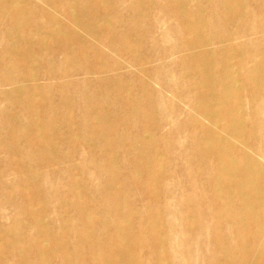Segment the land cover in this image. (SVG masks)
Returning <instances> with one entry per match:
<instances>
[{"label":"rangeland","instance_id":"374dc122","mask_svg":"<svg viewBox=\"0 0 264 264\" xmlns=\"http://www.w3.org/2000/svg\"><path fill=\"white\" fill-rule=\"evenodd\" d=\"M10 1L12 0H0V141L11 143L12 140L8 137L10 131L14 132V135L10 136H21L16 141L19 159L24 164L32 163L28 172L31 173L30 176H33V180L27 181V187H23L20 184V174L14 175V170L4 162L7 157L6 149L0 148V228L7 229L14 226L19 208L23 202H26L28 210L22 216V228L18 231L21 239L28 241L29 246L25 247L23 252L29 259H36L39 250L46 251L49 247L41 231H31L36 225L33 215L41 208L48 225V235L56 238L58 243L68 249L71 254V259L69 258L71 264H77L74 263V258L75 252L80 255L78 234L83 232V228L85 233L92 234L95 241L99 240L98 221L92 220L83 227L75 206L86 203L90 211H96L105 197L113 202L107 181L103 180L104 163L102 161L104 160L103 149L110 152L111 148H102L99 144L82 140L88 136L82 130L86 120L84 110L90 111L91 104L89 105L81 95L91 96L99 103L101 110L108 113H111L109 108L114 106L111 102H117L119 112L116 115L121 119L118 131L121 134L124 133L126 137H132L129 138L130 140L137 136H146L143 141L145 140L147 145L152 144V150L151 146L148 149L151 150L149 155L152 158H158L157 161L149 156L147 158L146 155L133 148L125 153L118 151L114 157L116 166L112 177L118 175V181L115 182L118 195L125 201L127 210L134 214L132 220L134 223L130 222V227H134L136 233L138 231L137 235L143 241L142 246L136 250L139 264L157 262V256L153 253L154 240L149 235L146 224L149 221L148 208H152V212L158 217L157 227L160 228L162 224L159 234H161L164 261L158 264H206L212 254L217 251L210 244L209 235L205 236L208 225L204 223L206 221L204 216H201L198 221L206 234L200 230L191 231L183 228L178 216L183 208L188 207L190 211L196 206H200L201 209L206 208L211 202L213 184L206 181L209 164L207 160L206 169L195 168L191 164L188 167V162L185 160V156L194 151L195 140H199L202 136L200 125L191 124L189 121L200 118L193 110L192 103L197 101V96H195L196 89L189 84V80L197 79L198 81L202 79V76L195 72L185 71L187 60L184 59L180 49L183 39L191 40L196 34L182 36L179 15L171 9L172 5H176V1L164 0L167 5H155L157 0H117L115 7L108 3L94 7V0H84L86 4H91L90 8L84 9L85 13L91 16L96 14L105 16L113 22L114 19L117 20L114 28L104 29L106 33L111 32L117 35L120 31L130 28L131 21L135 22L139 36L132 40L117 42V46L125 47L129 54L121 59L108 51L107 43L99 46L105 52V57L93 58L87 46L80 47L82 38L87 41L90 38L67 18L64 11L56 10L54 6L48 5L47 1L24 0L20 6L25 11L26 19L21 25L18 24L20 16L15 13V7L10 5ZM72 1L78 2V0ZM224 1H204L199 6L204 24L202 30L208 36V45L213 52L211 61L215 65L212 70H220L223 58L220 45L229 42L235 52L230 61L233 69L238 71L243 61L242 69L248 71L259 59V46L264 47V38H261L257 29L264 23V11L259 12L260 0H243V6L236 12L238 20L225 21L222 11L217 12V7ZM143 2L150 3V6L145 12L146 18L139 21L137 14L141 10L138 4ZM189 8L192 11V7L189 6ZM45 12L55 14L60 26H54L55 29H61L59 33L51 32ZM70 31L75 33H70ZM70 47L76 49L77 52L69 51ZM216 47H219V50H216ZM240 48L245 49L247 53L243 58L237 56ZM14 49L25 51L33 58L28 65L35 73L32 86L36 88V93L40 96L37 101L39 103L38 119L47 113L51 101L55 108V127L63 130L69 121L74 130L70 134L64 131L56 134L59 137L54 139V145H52L54 147H51L53 152L43 150L45 147L43 144L39 147L40 142H37V139L33 140L29 136H23L32 131H30L33 122L31 116L34 110L31 109L29 103H14L8 99L14 91L7 80L8 77L12 75L16 83L28 85L25 76L21 75L26 71L20 73L19 68H16L6 55L8 50ZM80 51L87 52L85 59L81 57ZM64 54L72 57H70L72 64H79L72 73L69 72L70 63L62 60ZM131 55L136 56L137 59L140 58L142 62L138 63L137 59ZM91 63L103 64L111 69H115L117 64L121 63L119 77L124 85L120 81L114 83V86L116 88L122 85L127 90L131 89L132 95L136 96L137 100H121L116 93L107 96L99 83H86L96 78V72L93 69H89L88 76L82 72L89 68ZM142 64H144V70H141ZM52 68L57 71L50 73L49 70ZM144 73L146 77L143 76ZM66 76L70 78L71 85L61 88L64 86L63 80ZM108 76H112V73L109 72ZM140 80H146L150 84L151 90H149L147 100L141 98L144 89L141 88ZM213 83L209 90H219V87ZM233 104L236 106L232 115L234 123L240 124L243 130L239 136H245L246 141L253 146H262L261 163L264 164V90H261L259 94H254L250 88L241 87L235 78ZM240 105L242 110L239 109ZM66 107L69 108V118L63 111ZM144 109L151 114L149 120L153 127L150 134L144 133L145 119L139 115ZM123 112L128 114L134 112L135 114L122 118ZM8 115L14 116L16 120L14 128L7 127L8 119H11ZM228 119L225 114L219 118L218 126L221 124L220 126L224 127L216 130L213 136L224 137L231 144L239 147L240 144L235 139L238 135H230L226 129L229 126L234 128ZM87 120L89 123V118ZM95 122H97L95 119L90 120V124ZM38 124L44 125L46 122L38 121ZM202 125L206 128L211 126L207 119L202 121ZM227 125L229 126L226 127ZM97 127L100 130H107L109 126L102 124ZM40 136L46 135L41 133ZM70 136L77 137H71L72 142L67 144L66 139ZM43 153L49 157L48 160L50 158L51 160H40ZM68 163L77 170V174L72 175L67 172ZM147 165L159 171L151 174L142 171V167ZM188 170L192 171L188 172ZM186 174L192 175V178L196 174L195 183H191V179L189 181ZM72 184L76 186L73 197L69 194ZM83 185L89 194V202L86 195L79 194L81 191L79 187ZM150 188L156 195L154 199L147 192ZM180 189L190 196L189 201L183 203L180 198ZM65 193L66 195L62 198L60 194ZM63 203L68 206L64 210L63 205L65 204ZM109 207L113 209L112 206ZM122 210L123 206L118 205L117 211L124 212ZM257 217L258 219L251 224L247 234L238 235L239 238L249 240L256 238L257 234H262L264 238V215L258 214ZM221 222L223 226L226 223L224 219ZM138 224L141 225L139 229ZM38 227L40 228L41 225L38 224ZM224 228L225 230H221L219 234L226 248L231 251L229 239H236L237 235L230 232V224ZM83 251V255H87V250ZM87 256L83 259L80 257L78 264H93V260ZM60 262L61 258L57 255H53L49 260V264H60ZM17 263L11 245L3 246L0 252V264Z\"/></svg>","mask_w":264,"mask_h":264},{"label":"bare ground","instance_id":"6f19581e","mask_svg":"<svg viewBox=\"0 0 264 264\" xmlns=\"http://www.w3.org/2000/svg\"><path fill=\"white\" fill-rule=\"evenodd\" d=\"M50 6H54L56 10L64 11L67 18L77 25L79 30L83 34L87 35L88 41L85 38H82L80 41V47L87 46L89 51L93 54V58H103L105 57V52L100 49L102 43L108 44V51L113 53L117 58L120 59L129 55L125 47L119 48L117 42L122 40H132L139 36L137 33V27L134 21H131V27L125 31H120L119 33L114 34L111 32H104V29L110 30L114 28L117 24V20L114 19L108 20L105 16L94 15L85 13L84 9L90 8L91 4H86L84 0L72 1V0H45ZM139 1V0H138ZM176 5H172L171 9L176 11L179 15V23L181 26L182 36L186 34H196L191 40H184L183 45L180 49L181 54L184 56V59L187 60L185 63L186 72H195V74L202 76L201 80L196 81L197 79H190L189 84H191L196 89L197 101L192 103L193 110L198 113L200 116L199 119L189 120L192 123L198 124L201 127L202 136L199 140L194 142V151L185 156V160L188 162V167L191 166L195 168L206 169V160L209 162L207 167V176L206 181L210 184H213L211 191L210 199L211 202L206 208L196 206L189 210V208H183V210L178 214L181 225L185 229L189 230H200L203 232V226L200 225L199 219L201 216H204V223L208 225L207 234L211 238L210 244L217 251L212 254L209 261L206 264H264V238L262 234H257L256 238H250L249 240H243L239 238L238 235L247 234L251 224L258 219V214L264 215V164L261 163L262 157V146H253L251 143L246 141L245 136H239L243 133L240 124L234 123L233 114L236 109L234 106V88H235V78H237L238 83L243 88H250L254 94H259L261 90H264V47L259 46L260 53L259 59L255 61L254 67L250 70L245 71L242 69V65L238 71H235L230 63L231 59L235 55V52L232 50L231 44L229 42L221 44L220 50L223 54L222 63L220 70L213 71L214 62L211 61V56L213 54L212 50L208 45V36L203 32V20L201 18L200 5L204 1L212 0H175ZM24 0H12L10 5L15 7V13L20 16L18 24L21 25L22 21L26 19L24 13L25 11L21 8V4ZM110 4L115 7L117 0H94V7L99 5ZM150 4V3H149ZM148 3H139L138 6L141 10L137 14L139 21H142L145 17V12L149 8ZM167 5L164 0H157L155 5ZM259 12L264 11V0L259 1ZM192 7V11L190 10ZM243 6V0H225L217 7V12L222 11L225 21L238 20V14L236 12ZM195 9L193 10V8ZM80 11V12H79ZM79 12V14H77ZM46 13V12H45ZM144 14V15H143ZM47 23L50 27L51 32L59 33L61 29H55L54 25H59L58 20L56 19L55 14L46 13ZM188 18L190 20H188ZM60 26V25H59ZM261 38H264V23L257 28ZM70 33H75L70 31ZM126 49V50H125ZM71 52H77L76 49L70 47L68 48ZM216 50H219V47H216ZM9 61L16 67L19 68L20 73L26 71L25 76L28 81V85L25 86L20 83H16L15 79L11 75L8 77L10 86L13 87L14 91L11 93V96L8 98L14 103L16 102H27L34 113L32 114V128L31 132L28 134H23V136H29L33 140H38L39 147L43 144L49 152H53L54 139L59 136L56 134L64 133L70 134L74 130L71 128L69 121L65 124V128L60 129L56 128L54 124L55 108L54 103L49 102L48 111L40 119H38L37 109L39 103V95L36 93V88L32 86L33 79L35 76L34 70L32 71L28 63L33 60V58L25 51L20 49L8 50L6 52ZM81 57L85 59L87 57V52H81ZM247 53L245 49L240 48L237 51V56L243 58ZM137 59L136 56L131 55ZM254 56V55H251ZM71 57V56H70ZM69 55L64 54L62 60L64 62L70 63L69 72L72 73L79 66L71 63ZM213 57V56H212ZM72 58V57H71ZM121 62V61H120ZM138 63H141L140 58L137 59ZM191 63V64H190ZM121 64V63H120ZM117 64L115 69H111L103 64L91 63L89 68L83 70V74L88 76L90 74L89 69H93L96 72V78L86 83L97 82L105 90L106 95L117 94V97L122 99H131L137 100L136 96H133L131 89L127 90L122 84L123 80L120 79L119 73L121 70V65ZM190 64V65H189ZM25 65V66H24ZM141 70H144V64L141 65ZM50 73L56 72L57 69L52 68L49 70ZM112 73V76H108V73ZM146 77L145 73L143 74ZM68 79V80H67ZM121 81V86L116 87L114 83H119ZM214 82V83H213ZM216 84L219 87L217 91H210L211 85ZM64 86L61 88L70 87L71 80L66 76L63 80ZM141 88L144 89V93L141 95V98L147 100L149 98V90H151L150 84L148 81L140 80ZM31 85L30 87H28ZM241 89V88H240ZM41 94V93H40ZM119 94H121L119 96ZM42 97V95H41ZM86 102L89 103L90 111L84 110V105L82 108L84 114L86 115V120L83 123L82 130L84 134H87V138H83V142L91 141V143L99 144L102 148H111L110 152L104 151V181H107L109 192L112 195V201H108V198H104L100 207L96 211H90L87 208L86 203L75 205L77 207L82 226L85 227L92 220H97L100 225V236L99 240L95 241L92 234L85 233L84 228L83 232L78 234V242L80 248V255L75 252L74 263L78 264L80 257H89L90 260H93V264H139L137 249L142 246L143 241L140 239L138 234L134 231V227H130V222H133L134 214L127 210V206L123 198L119 197L118 191L116 189L115 182L118 180V175L112 177L113 171L115 170V154L118 151L125 153L128 149L133 148L136 151H139L147 156V158H152L149 155V152L152 150V144L147 145L143 139L146 136H137L133 139L132 137H126L124 133L118 131V126L121 124V119L116 115L119 112V107L117 102H111L114 104L112 108H109L111 113L101 110L99 103L95 100L94 97L81 95ZM87 105V104H86ZM238 107V106H237ZM257 108V106H256ZM239 109L242 110V106H239ZM65 116L69 118V108L66 107L63 109ZM122 110L120 111V113ZM135 114L134 112L128 114L123 112L122 118H128L129 115ZM225 114L226 118H229L230 124L234 126L227 125L226 128L230 135L236 136V140L240 146L236 147L231 144L229 140L221 136H213L216 134V130L220 127L219 118L223 117ZM142 118L145 119L144 123V133L150 134L152 132L153 125H150L149 118L151 114L147 110H142L139 114ZM11 119H8L9 128H14L15 118L12 115H8ZM89 118V123L88 119ZM95 119L97 122L90 124V120ZM208 120L210 122V127L206 128L202 125L203 120ZM231 119H233L231 121ZM38 121H45L46 124L39 125ZM107 125V130H100L97 126ZM238 125V129H237ZM35 126V127H34ZM236 127V128H235ZM224 130V129H223ZM7 133V131H6ZM41 133L46 136H40ZM8 135V133H7ZM10 135H14L13 131H10ZM9 139L12 140L11 143H1L0 148L6 149V159L4 162L8 167L14 170L15 174H20V184L23 187H27V181L31 182L33 176H30L31 173L30 165L32 163L24 164L19 156L17 151V139L21 136H10ZM77 136H70L66 139V143L70 144L72 138ZM151 146V148H150ZM151 150H148V149ZM146 149V150H143ZM45 153V152H44ZM41 154L40 160H48V156ZM149 156V157H148ZM154 156V155H153ZM264 156V153H263ZM157 161V157L152 158ZM51 158L48 160L50 161ZM54 161V160H53ZM57 163L59 157L57 158ZM55 161V162H56ZM183 163V159H182ZM202 165V167H200ZM67 172L72 174L76 173V169L68 163ZM142 171L147 173L158 172L155 170V167L147 165L142 167ZM192 171V170H191ZM188 170V172H191ZM187 179L191 183H195L197 175L192 178L190 174H186ZM30 176V177H29ZM138 181V180H136ZM76 186L72 184V190L69 191L70 196L73 197ZM81 189L80 195L87 196L89 202L88 192L85 185L79 187ZM153 190L150 188L147 190L151 198H155L156 195ZM180 198L183 200V203L189 201L191 198L188 194H185L180 189ZM102 194V193H101ZM64 198L65 194H60ZM59 199V198H58ZM35 201L37 198L35 197ZM40 201V200H39ZM105 201V204H104ZM63 210L68 206L66 203H63ZM27 203L23 202V205L19 208L18 218L14 226H11L7 229L0 228V252L3 246L11 245L15 257L18 261L17 264H49V260L53 255H57L61 258L60 264H71L69 258L71 259V254L68 249L58 243L56 238L50 237L47 231V222L44 218L43 209L41 208L35 215L36 225L31 231L38 230L41 231L44 236V240L48 243V248L45 250H39V254L36 259H29L23 252L25 247H28V241L21 239L20 232L18 231L22 228V216L28 210L26 207ZM106 205V206H105ZM118 205L123 206L124 212H118ZM109 206H112L111 209ZM184 205H182L183 207ZM152 208L147 209L149 213V221L147 224V229L149 235L154 240L153 253L157 256L158 264L163 260V248L161 245V234H159V229L162 227L159 225L158 217L152 212ZM176 211V209H175ZM61 213V212H60ZM203 213V214H202ZM222 219L226 221L224 226L227 224L231 225L230 232L237 235L235 239H229V245L232 249L231 251L226 248L224 241L222 240L219 232L225 230ZM124 223V225L122 224ZM134 223V222H133ZM161 223V221H160ZM38 224L41 227H38ZM138 229L140 224L137 225ZM227 230V229H226ZM162 231V230H161ZM258 231V227H257ZM262 236V238H261ZM84 249L87 250V255L84 254ZM224 254V257H223ZM237 256H236V255ZM68 255V256H67ZM159 258V259H158Z\"/></svg>","mask_w":264,"mask_h":264}]
</instances>
